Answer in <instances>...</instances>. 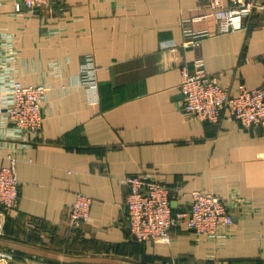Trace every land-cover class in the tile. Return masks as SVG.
Returning <instances> with one entry per match:
<instances>
[{
    "label": "crops",
    "instance_id": "1",
    "mask_svg": "<svg viewBox=\"0 0 264 264\" xmlns=\"http://www.w3.org/2000/svg\"><path fill=\"white\" fill-rule=\"evenodd\" d=\"M208 0H52L48 7L0 8L14 36L16 74L48 87L39 132L6 142L0 170L16 157L19 201L0 221V254L11 264H264V126L242 128L181 111V69L202 59L236 93L264 85V15L219 34ZM210 32L183 47V27ZM173 48V49H172ZM93 55L100 103L88 104L79 67ZM147 176L185 192L245 200L232 206L221 243L175 230L170 245L138 243L127 230V176ZM92 200L90 220L73 232L76 195ZM189 198L179 200V204Z\"/></svg>",
    "mask_w": 264,
    "mask_h": 264
},
{
    "label": "built area",
    "instance_id": "2",
    "mask_svg": "<svg viewBox=\"0 0 264 264\" xmlns=\"http://www.w3.org/2000/svg\"><path fill=\"white\" fill-rule=\"evenodd\" d=\"M51 1L15 0V12L42 9ZM4 3L5 0H0V8ZM207 6L219 34L242 29L244 21L254 13L264 15V0H208ZM183 34L185 48H193L202 38L212 35L193 32L187 24ZM18 56L14 36L0 30V153L6 142L29 140L43 123L48 87L45 84L24 85L19 81L15 67ZM192 68L191 71L188 66L182 67L179 85L183 97L181 111L186 118L215 124L227 112L244 129L264 126V85L256 89L241 87L231 93L220 84L217 76L207 72L202 59L193 61ZM78 78L88 104L98 105V67L93 55L85 56ZM16 162L15 156L9 157V166L0 170V221L19 201ZM123 184L128 189L125 200L127 230L131 239L138 243L170 245L175 230H191L221 243L232 232V206L245 201L234 195L222 198L212 192L188 193L180 187H169L140 175L127 176ZM185 198L189 201L179 204V200ZM91 205V198L81 193L76 195L68 217L73 232L90 220ZM11 259V254H0V261Z\"/></svg>",
    "mask_w": 264,
    "mask_h": 264
},
{
    "label": "water",
    "instance_id": "3",
    "mask_svg": "<svg viewBox=\"0 0 264 264\" xmlns=\"http://www.w3.org/2000/svg\"><path fill=\"white\" fill-rule=\"evenodd\" d=\"M177 205V203L174 201L172 202V206L175 208ZM0 264H11V263H7V262H4V261H0Z\"/></svg>",
    "mask_w": 264,
    "mask_h": 264
}]
</instances>
